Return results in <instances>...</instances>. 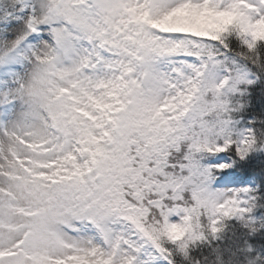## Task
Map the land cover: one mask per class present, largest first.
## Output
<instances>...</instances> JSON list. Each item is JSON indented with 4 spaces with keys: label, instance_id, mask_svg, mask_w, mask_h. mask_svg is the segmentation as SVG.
I'll return each instance as SVG.
<instances>
[{
    "label": "snow or ice",
    "instance_id": "obj_1",
    "mask_svg": "<svg viewBox=\"0 0 264 264\" xmlns=\"http://www.w3.org/2000/svg\"><path fill=\"white\" fill-rule=\"evenodd\" d=\"M0 264H264V0H0Z\"/></svg>",
    "mask_w": 264,
    "mask_h": 264
}]
</instances>
